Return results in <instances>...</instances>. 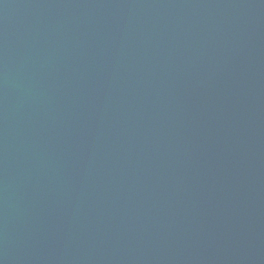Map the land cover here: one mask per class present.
<instances>
[{
	"label": "water",
	"instance_id": "water-1",
	"mask_svg": "<svg viewBox=\"0 0 264 264\" xmlns=\"http://www.w3.org/2000/svg\"><path fill=\"white\" fill-rule=\"evenodd\" d=\"M0 264H264V0H0Z\"/></svg>",
	"mask_w": 264,
	"mask_h": 264
}]
</instances>
